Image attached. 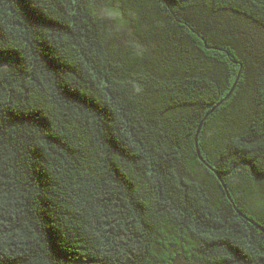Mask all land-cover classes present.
I'll return each instance as SVG.
<instances>
[{"label": "trees", "instance_id": "trees-1", "mask_svg": "<svg viewBox=\"0 0 264 264\" xmlns=\"http://www.w3.org/2000/svg\"><path fill=\"white\" fill-rule=\"evenodd\" d=\"M178 259L264 264V0H0V264Z\"/></svg>", "mask_w": 264, "mask_h": 264}, {"label": "water", "instance_id": "water-1", "mask_svg": "<svg viewBox=\"0 0 264 264\" xmlns=\"http://www.w3.org/2000/svg\"><path fill=\"white\" fill-rule=\"evenodd\" d=\"M233 87H234V85H233ZM233 87L231 88V90L229 91V93L225 96V98H227V97L229 96V94L231 93ZM219 103H220V102H218V104H219ZM218 104H216V105H215L210 111H212V110H213ZM210 111H209V112H210ZM209 112L206 113V115L204 116V118H206V116L209 114ZM201 123H202V121L199 123V125H198V127H197V131H196L195 137H194V144H195V147H196V150H197V151H198L197 133H198V131H199V129H200ZM207 166H208V168H210L209 165H207ZM228 196H229V195H228ZM254 224H256V223H254Z\"/></svg>", "mask_w": 264, "mask_h": 264}, {"label": "rangeland", "instance_id": "rangeland-1", "mask_svg": "<svg viewBox=\"0 0 264 264\" xmlns=\"http://www.w3.org/2000/svg\"><path fill=\"white\" fill-rule=\"evenodd\" d=\"M174 264H197L195 262H188V261H185V260H182V259H178L174 262Z\"/></svg>", "mask_w": 264, "mask_h": 264}]
</instances>
